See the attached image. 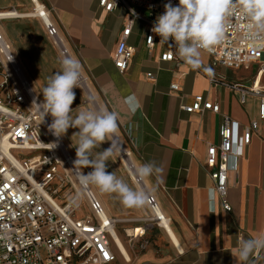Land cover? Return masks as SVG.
<instances>
[{
  "label": "crops",
  "instance_id": "1",
  "mask_svg": "<svg viewBox=\"0 0 264 264\" xmlns=\"http://www.w3.org/2000/svg\"><path fill=\"white\" fill-rule=\"evenodd\" d=\"M36 1L50 11L73 54L91 77L103 108L118 113V133L133 150L138 165L154 162L161 169L145 180L169 219L168 229L154 227L145 237L132 240L135 230L143 225H118L115 234L130 257L127 260L120 256L115 246L114 252L122 262L117 259L114 264H237L233 254L238 250V239L264 236V120L259 122V131L253 135L238 170L229 174L230 213L224 210L218 195L214 202L208 200V188H215V183L206 162L209 146L220 143L224 117L237 122L240 130L258 119L264 96L248 93L243 104L239 90L250 92L256 88L264 92L260 66H214L206 52H202L200 69L184 62L162 63V48L150 52L146 46L147 29L136 22L128 42L135 55L129 69L122 73L115 66L114 56L130 20L124 7L106 12L100 7V0ZM33 6L36 8L35 0H0V13L19 15L17 20L3 22L1 28L42 94L47 78L60 70V56L42 22L28 13ZM206 68H211L212 74ZM149 73L154 74V80L147 77ZM172 86H177L178 91H173ZM76 88L71 107L79 108L73 115L90 109L81 106L83 93ZM197 96L219 106V113H186L182 107L191 106ZM76 131L69 128L64 135L75 157L77 138L72 135ZM110 144L105 141L94 152L103 151ZM91 170L84 168L83 172ZM107 171L115 172L138 189L117 155L107 162ZM92 189L112 218L142 219L150 215L146 205L128 208L116 194H102L94 186ZM249 264H264V249L250 257Z\"/></svg>",
  "mask_w": 264,
  "mask_h": 264
},
{
  "label": "built area",
  "instance_id": "2",
  "mask_svg": "<svg viewBox=\"0 0 264 264\" xmlns=\"http://www.w3.org/2000/svg\"><path fill=\"white\" fill-rule=\"evenodd\" d=\"M170 2L173 6L179 4V0ZM99 3L106 12L122 6L130 16L114 56L115 66L122 73L129 69L135 55L128 42L136 22L143 23L147 29V49L154 52L162 48L160 62H184L176 55L172 46L174 41L160 43L161 38L151 31L169 0H100ZM5 13L9 12L0 13V24L18 19L5 16ZM33 15L32 18L42 22L60 58L75 57L50 11L43 6L37 13L34 7ZM237 17L227 27L223 43L213 52L206 53L211 56L214 66L240 69L255 64L264 73V39L248 40L246 25L249 21L239 13ZM147 77L155 79L152 73ZM78 88L83 93L86 107L101 110L91 77L83 68ZM171 89L178 91L177 86ZM239 91L243 104L248 93L264 96V92L256 88L250 92ZM34 100L39 104L43 97L37 92L0 25V264H114L117 255L113 232L118 225H143L135 230L132 240L145 237L146 232L154 227L168 229L169 219L146 180L136 175L139 165L134 152L119 134L114 139L121 149L117 155L121 165L138 189L151 194L146 204L150 214L147 218H112L92 187L83 189L80 186L73 168L76 157L61 137L53 136L48 130L51 116H46L42 122L41 111L37 104H33ZM182 109L188 114L220 111L219 106L207 102L203 96H197L191 106ZM263 120L264 98L261 99L258 119L243 130L237 122L224 117L219 130V145L208 148L206 166L211 170L218 198L228 213L232 212L227 201L229 174L238 170L245 150ZM78 193L81 199L76 206L70 200Z\"/></svg>",
  "mask_w": 264,
  "mask_h": 264
},
{
  "label": "clouds",
  "instance_id": "3",
  "mask_svg": "<svg viewBox=\"0 0 264 264\" xmlns=\"http://www.w3.org/2000/svg\"><path fill=\"white\" fill-rule=\"evenodd\" d=\"M164 13L159 15L151 29L158 35L160 43L174 41L176 55L193 69L202 66V52L211 53L225 40L226 29L237 13L249 22L246 25V38L250 41L264 39V0H179L173 6L164 5ZM152 41V38L149 37ZM60 70L47 78L41 89L43 101L37 104L42 122L50 115L52 122L48 130L53 136H64L69 128L78 129L76 137V159L74 169L78 183L83 189L95 187L102 194H116L120 202L128 208H142L150 200V193L134 189L115 172L107 171V162L120 152L114 137L118 133V113L101 109L76 111L71 106L76 98L74 88L79 87L82 65L79 59L70 56L60 58ZM212 74L211 68H206ZM105 141L110 147L94 152ZM84 168L92 170L83 173ZM136 175L148 179L161 172L154 163H142L136 168ZM154 191V189H153ZM217 198V190L208 188L210 203ZM81 195L72 197L70 203L78 206ZM264 249V236L238 239V250L234 255L237 264H249L250 257Z\"/></svg>",
  "mask_w": 264,
  "mask_h": 264
},
{
  "label": "bare ground",
  "instance_id": "4",
  "mask_svg": "<svg viewBox=\"0 0 264 264\" xmlns=\"http://www.w3.org/2000/svg\"><path fill=\"white\" fill-rule=\"evenodd\" d=\"M35 3H36V9H37V13H38L39 11L42 10V7L43 6H41L36 0H35ZM5 16H15L16 18L19 17V15L16 14V13H5ZM101 109H104L103 106H102V104H101ZM115 233H116V231L113 232L114 244H115V246H116V248H117L120 256H122L123 258L129 260V257L130 256L128 255V252H127V250H126V248H125L122 240L120 239L119 235L118 234H115Z\"/></svg>",
  "mask_w": 264,
  "mask_h": 264
},
{
  "label": "rangeland",
  "instance_id": "5",
  "mask_svg": "<svg viewBox=\"0 0 264 264\" xmlns=\"http://www.w3.org/2000/svg\"><path fill=\"white\" fill-rule=\"evenodd\" d=\"M33 8H34V6H33ZM33 8H32V10L30 11V12H28L29 14L30 13H33ZM34 19H36V20H38V18H34ZM19 20H28L27 18L26 19H19ZM1 25V24H0ZM2 29V28H1ZM32 80V79H31ZM36 84V83H35ZM35 88H37V84L35 85ZM77 89V88H76ZM78 90V89H77ZM37 91H38V88H37ZM78 92L80 93V91L78 90ZM38 93L43 97V95L38 91ZM81 95V94H80ZM81 106H83V107H85V105H84V103H83V97H82V95H81ZM52 118V117H51ZM119 132V131H118ZM119 134V136L121 137V135H120V133H118ZM62 139H63V141L65 142V144L67 145V147H68V149L70 150V152L75 156V154L73 153V151L71 150V148H70V146L68 145V143H67V141H66V139H65V136H62L61 137ZM119 232H120V234H124V232H123V230H120L119 229ZM125 244H126V246H127V248H128V250L130 249V246H129V244H128V241L126 240V242H125ZM129 246V247H128ZM117 259H118V262H122V258L117 254Z\"/></svg>",
  "mask_w": 264,
  "mask_h": 264
},
{
  "label": "snow or ice",
  "instance_id": "6",
  "mask_svg": "<svg viewBox=\"0 0 264 264\" xmlns=\"http://www.w3.org/2000/svg\"><path fill=\"white\" fill-rule=\"evenodd\" d=\"M105 255H107V253H105Z\"/></svg>",
  "mask_w": 264,
  "mask_h": 264
}]
</instances>
